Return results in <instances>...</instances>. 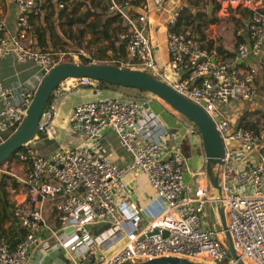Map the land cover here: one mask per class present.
Masks as SVG:
<instances>
[{"label":"built area","instance_id":"1","mask_svg":"<svg viewBox=\"0 0 264 264\" xmlns=\"http://www.w3.org/2000/svg\"><path fill=\"white\" fill-rule=\"evenodd\" d=\"M15 1L19 29L10 36L3 33L0 8V61L12 51L16 60L36 63L41 79L52 65L63 61L64 55L60 50L23 42L31 28L29 16L38 15L47 0ZM166 1L143 0L135 14H128L126 4L110 0L109 9L119 12L126 22L121 38L126 40L128 58L119 62L148 70L149 75L200 104L211 117L224 142L221 162L215 168L220 195L213 192L205 167L190 171V177L197 179L195 193H190L189 184L184 182L188 157L177 142L179 134L157 112L133 99L105 96L83 100L72 109L70 127L82 130L89 138L111 127L132 154L131 161L119 166L86 145L44 153L36 139L24 143L14 156L28 166L22 179L25 199L12 210L13 218L26 232L21 235L14 230L12 235L10 220L2 224L0 264H56L46 260L51 252H58L70 264H135L161 255L218 264L230 253L222 227L209 224L210 216L219 218V201L238 256L245 264H264V125L255 130L238 124L241 106L235 118L231 112L232 103L251 104L259 92L264 100V85L256 83L260 70L264 72V0H212L211 24L234 15L247 16L235 27L234 35L241 39L227 57L212 37H196L191 24L170 28L183 6L173 8L166 19L168 57L160 66L145 27L149 12ZM64 5L63 1L57 3L58 8ZM78 79L93 82L87 77ZM35 89L23 84L19 98L13 100L0 78V141L21 122ZM128 172L146 175L154 190L147 205L118 197ZM142 214L146 215L143 222ZM66 227L72 229L57 233ZM155 228L157 232H153ZM115 235L121 243L107 248L104 243ZM229 255L227 264H237Z\"/></svg>","mask_w":264,"mask_h":264},{"label":"crops","instance_id":"2","mask_svg":"<svg viewBox=\"0 0 264 264\" xmlns=\"http://www.w3.org/2000/svg\"><path fill=\"white\" fill-rule=\"evenodd\" d=\"M60 1L65 3L63 6L65 7V10L59 16L58 11L61 8L57 7V3ZM108 2L109 0H84L82 2L79 0H73V3L68 7L67 0H47L46 6L38 15L29 16L28 19L31 23V28L26 32L23 42L28 46L41 48L42 46H40L39 43L40 36L44 41L43 48L52 50L55 49V46H57L60 41L63 43L75 42L76 44L78 43V45H74V47L82 53L85 51V48L82 47L83 43L90 41L92 52H94L95 48L94 58L99 60L97 58L100 54L99 48L111 41L113 43V47L108 48L107 53L109 55H113L114 53L119 54L116 51L119 40L122 42L125 40L121 38V33L126 28V22L124 18L122 17L123 19L121 22H118L117 20H111L108 22L106 26L108 33L107 37H104L102 32L99 31V29L104 26L105 18L109 16V14L115 12L112 9H109L107 6ZM189 2V0H167L163 6L153 8L147 16L145 31L151 38L154 47V54L156 56L157 63L160 66L165 64V61L168 57L166 49V19L171 10L177 6H183L194 11H202L201 6L194 9L192 8L193 5L198 3L197 0L196 3L193 2L192 5L189 4ZM126 5V11L128 14H135L136 11L139 10V4L127 2ZM0 8L4 21L3 33L4 35L10 36L16 33L19 29V26L16 22V1L0 0ZM85 11H89L90 13L83 23L81 21L78 22L74 20L75 18L81 16ZM207 16H212L210 11L207 12ZM70 19H73V21H70ZM88 22H95V28L91 29L87 26L84 34L80 37V39H77L74 35L77 25L86 24ZM181 25H184V23ZM221 25L217 23L211 24L209 22L208 25L203 28V32L205 31L204 34H206L208 37L210 36V38L212 37L211 39H214L219 44V46H222L225 50H233L235 48V43L238 36L236 37L232 31L227 29V27L223 28ZM79 44L81 46H79ZM124 46L126 54L124 59L123 57L117 58L121 59L119 61H123L128 58L126 43ZM0 65V78L3 83L9 87L13 100H17L19 98V92L23 84H29L37 87L40 81L38 65L30 60H16L12 51H10L1 59ZM256 83L259 87L264 85L263 70H260ZM119 87L120 85L100 88L93 82L73 77L62 80L58 87L54 90L53 98L41 116L39 124L43 126L42 132L44 136L33 137L36 139L37 145L40 147V149H45V152L47 153L55 148H68L77 145H86L89 146L94 152L105 154L116 164L123 166L131 161L132 154L127 148L121 145L114 130L108 126L104 128L101 133L89 138V136H87V134L82 130H73L70 127L69 119L72 109L74 105L80 101L105 96L133 99L139 102L144 101L142 103L145 104V102H147V107H149L150 102L153 101V107H155L154 111L160 115L168 127L176 130L179 134L177 142L181 147L182 153L188 157L184 163V171L186 170V172H189L190 174L191 170H195L193 167L195 160L198 159L199 156H195L192 150L191 140L193 128L190 124H188V121L186 120L188 118L171 108L169 104L161 98L153 96V94H146V92H144V94H141L144 97H140V99L139 97L128 94L131 92V89L134 88L124 89ZM136 90H138V88L134 89L132 93H135ZM139 91L145 90L140 89ZM238 104L242 107V112H244L245 109L255 110L257 114L264 111V100L262 99L260 92L253 103L250 104L242 101L238 102ZM73 132L76 133L73 134ZM184 132L189 133V135L184 136ZM43 138H48L49 141H45ZM199 146L201 147V151L203 153L202 155L204 157L202 162L205 164V155L202 149V139ZM16 170L17 172L13 171L11 173L16 179L17 185H10L9 189L14 193H9L10 191L8 192L7 190V197L9 199L12 198L11 201L15 200V203H19L25 199V189L22 179L28 172V166L25 163L18 162ZM123 182L124 187L121 192H119V198H126L131 202H135L140 205H147L154 195V190L148 183L146 175L143 173L132 174L131 172H128L123 176ZM18 187L19 189L17 193L16 188ZM145 220L146 215L142 214L141 222ZM121 241L122 239H119V235H115L111 237L109 241L105 242L104 245L109 248L111 246L120 244ZM46 260L47 262L53 261L56 264H70V262H68L66 258L61 257L58 252H54L53 254L51 252L46 256Z\"/></svg>","mask_w":264,"mask_h":264},{"label":"water","instance_id":"3","mask_svg":"<svg viewBox=\"0 0 264 264\" xmlns=\"http://www.w3.org/2000/svg\"><path fill=\"white\" fill-rule=\"evenodd\" d=\"M210 4L213 6L212 3ZM123 42L125 44L126 40H123ZM69 77L102 79L113 84L147 90L166 101L173 109L193 121L201 135L207 176L213 192L216 195H220L221 190L219 178L213 166H216L221 162V157L224 153V142L213 120L204 108L189 97L177 91L165 81L151 76L141 69L122 66L112 62L62 61L52 65L40 79L26 114L23 116L21 122L4 140L0 141V164L12 156L13 152L20 148L24 143L28 142L35 136L50 94L62 80ZM144 105L148 106V103L145 102ZM14 204L15 200L10 204L8 209L9 213ZM216 211L231 256L236 259L237 264H245L242 258L238 256L233 246L232 239L226 227L223 205L220 201L216 204ZM70 229H72V227L59 229L57 233L68 232ZM157 231L158 228L153 229V232ZM162 233L165 235L167 232L166 230H163ZM135 264L198 263L185 257L161 255L136 262Z\"/></svg>","mask_w":264,"mask_h":264},{"label":"trees","instance_id":"4","mask_svg":"<svg viewBox=\"0 0 264 264\" xmlns=\"http://www.w3.org/2000/svg\"><path fill=\"white\" fill-rule=\"evenodd\" d=\"M117 1L121 2L122 4H126L127 2H131V3H134V4H139L142 0H117ZM191 1L196 3V0H191ZM64 10H65V7H62L58 11L59 12V16L62 14V12ZM89 13H90L89 11H85V12H83V14L81 16L75 18L74 20H76L78 22L81 21L83 23L85 21L86 17L89 15ZM201 14H202V11H197V10L194 11L192 9H188L187 7H183L178 21L176 22V24L174 26H172L170 28L178 29L179 26L181 24H183V23L184 24H191L192 31L196 35V37L203 38L204 37L203 28L209 22L213 21L214 17L213 16H211V17L206 16L205 18H202ZM122 19L123 18H122L121 14L119 12L115 11L114 13L109 14V16H107L105 18V20H104V26L102 28H100L99 31L102 32L104 37H107L108 33H107L106 26H107L108 22L111 21V20H117L118 22H121ZM70 21H73V19H70ZM87 26L90 27L91 29H94L95 26H96V23L95 22H88L86 24L77 25L76 31H75V34H74L75 37L79 39L84 34V32L86 31ZM240 39H241L240 37L237 38L235 45L237 44V41L240 40ZM110 42L107 43L106 45L102 46L101 48H99L100 49V54H99V56L97 58L99 59V61L110 60L112 63H115V64L119 65L120 64L119 60H121V59H117V58L123 57V59H124V56L126 54L125 53V46H124L123 42L121 40H119L118 47H117V50H116L119 54H115L114 53L113 55H109L107 53V49L113 47V43L111 42V44H110ZM211 42H212V40H209L208 44L211 45ZM39 43H40V46H42L41 48H43L44 41L41 39L40 36H39ZM217 49L219 50V52L224 57H227V56L231 55V53H232V50H225L222 46H217ZM82 60L85 61V62H89L91 59L83 58ZM87 78L91 79L93 81V83H95L100 88H105V87H109V86H117L118 85V84L109 83V82H107L105 80H102V79H92V78H89V77H87ZM84 84H87V83H84ZM53 95H54V91L50 94V97H49V99L47 101L45 109L47 108V106L49 105L50 101L52 100ZM237 123L241 124V125H243L245 127H249V128H253V129L257 130V129L260 128V126L264 125V111H262L261 113L259 112V114H257L255 110L245 109L243 114H241L239 116V118L237 119ZM11 130H8L7 132H5L4 133V137H7L11 133ZM42 136H44V134L42 132V128L38 127L34 137H42ZM43 139L45 141H49L48 138H43ZM42 142H43V140H42ZM22 147H23V145L20 148H18L17 150L21 149ZM15 152H13L12 156L15 155ZM12 156L7 158V160H9ZM4 175H6V174H0V233H3L5 231V228H3L2 224L6 220H10L11 225H10V228H9V232L13 235V231L14 230H18V232L21 235H24L25 232H26V228L19 227L18 223L13 218V210H11L10 213L8 212V209H9L10 204H11L12 201H11V199H9L7 197V193L8 192H7L6 188L4 187V184H6L5 180L3 179ZM11 185L12 186H16L17 185V182H16L15 178H13V181H12ZM124 264H130V263L126 262Z\"/></svg>","mask_w":264,"mask_h":264},{"label":"rangeland","instance_id":"5","mask_svg":"<svg viewBox=\"0 0 264 264\" xmlns=\"http://www.w3.org/2000/svg\"><path fill=\"white\" fill-rule=\"evenodd\" d=\"M79 1H84V0H79ZM190 2H189V4H193V1H191V0H189ZM198 1V3H196V5L197 6H201V9H202V14H201V17L202 18H205L206 16H207V12H209L210 11V13L212 14V10H213V6H211V4L210 3H212L213 5H214V3L213 2H211V0L210 1H207V0H197ZM67 3H68V7H69V5H71L72 3H73V0H67ZM109 3H110V0H109V2H108V5H109ZM107 5V6H108ZM213 16V15H212ZM242 17H247V16H245V14L243 13V14H241V16H237V15H234V16H232V17H230L229 18V20H226V21H223V22H221V21H216L217 22V24H222L221 26L223 27V28H225V27H227V29L229 30V31H232V33L234 34V31H235V27L238 25V24H240V21H241V18ZM78 39V38H77ZM80 39V38H79ZM72 41V40H71ZM74 45H78V43L76 44L75 42L73 43H71V42H68V43H63V42H59L58 43V45L57 46H55V49H53V50H60V51H62V52H64V55H63V61H83L82 59L83 58H89V59H91L90 61H98V62H100L99 60H96V58H94L95 57V48H94V52H92V49H91V47H90V41H87V43H83V45H82V47H84L85 49V51L84 52H79V50L77 49V48H75L74 47ZM93 45V44H92ZM91 45V46H92ZM79 46H81L80 44H79ZM98 46V45H97ZM45 49H48V48H45ZM52 50V51H53ZM83 53H85V54H87V55H89V57H86L85 55H83ZM74 54H77V56L75 55V56H73ZM79 54H80V56H79ZM93 59V60H92ZM102 62H111L110 60H104V61H102ZM120 65V64H119ZM122 66H125V65H122ZM127 67H134V68H139L138 66H136V65H133V66H127ZM146 72H149L148 70H145ZM161 78V77H160ZM119 88H134V89H137L136 87H130V86H122V85H120V87ZM134 89H131V92H129L128 94L129 95H134V96H136V97H144L143 95H141V94H144V92H146V94H153V93H151V92H149V91H147V90H145V91H139L140 90V88H138V90H136L135 91V93H132V91L134 90ZM126 90H128V89H126ZM141 90H143V89H141ZM153 96H156V95H154L153 94ZM156 97H158V96H156ZM140 98V99H141ZM159 98V97H158ZM118 99L119 100H121V101H124V100H128V99H125V98H119L118 97ZM163 100V99H162ZM142 102H144V101H142ZM166 102V101H165ZM153 101H151L150 102V104H149V109H152L153 108V110H154V108L155 107H153ZM170 106V105H169ZM240 105L238 104V103H232L231 104V108H233L232 109V111L231 112H233V114H232V117L233 118H235V116H236V109L239 107ZM171 107V106H170ZM172 108V107H171ZM175 110V109H174ZM178 112V111H177ZM243 113V112H242ZM183 115V114H182ZM183 116H185V115H183ZM186 117V116H185ZM187 121H188V124H190L191 125V127L193 128L192 129V140H191V145H192V150H193V152H194V154H195V156H199V158L198 159H196L195 160V164H194V167H193V169H195V171H197L200 167H202L203 165H205V164H203V162H202V160H203V153H202V151H201V147L199 146V144H200V141H201V138H200V132H199V130L196 128L197 126L193 123V121H191V120H189V119H186ZM196 126V127H195ZM188 132V131H187ZM187 132H184L185 133V135L184 136H188L189 135V133H187ZM74 133H76V132H73V134ZM43 147V146H42ZM42 151L44 152V153H47V152H45V149H42ZM19 161H16V158H15V156H12L9 160H6L5 162H3L2 164H0V174H6V175H4L3 176V179L5 180V183L6 184H4V187L6 188V190H8V192L10 191V185H11V183H12V181H13V175H12V173L11 172H17V170H16V168H17V163H18ZM185 166V165H184ZM203 167H205V166H203ZM214 167V169L216 168V166H213ZM184 182H186V183H188L189 184V191H190V193L193 195L194 193H195V188H196V186H197V179H196V177H190V174H189V172H186V170L184 171ZM18 189H19V187L18 188H16V192L18 193ZM9 193H14V192H9ZM12 199V198H11ZM7 221V220H6ZM209 224L210 225H214V226H216L217 228H220L221 227V225H220V222H219V218H217L216 216H210V218H209ZM229 257H230V255L228 254L225 258H223L221 261H219V263L218 264H227V261H228V259H229ZM211 264H215L214 262H212Z\"/></svg>","mask_w":264,"mask_h":264}]
</instances>
